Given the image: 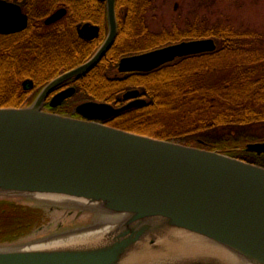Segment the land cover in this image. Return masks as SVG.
Segmentation results:
<instances>
[{
	"label": "water",
	"instance_id": "obj_1",
	"mask_svg": "<svg viewBox=\"0 0 264 264\" xmlns=\"http://www.w3.org/2000/svg\"><path fill=\"white\" fill-rule=\"evenodd\" d=\"M107 11L108 34L91 58L49 81L30 105L0 106V199L33 201L57 216L1 242L0 264H264V166L106 123L147 103L139 89L126 91L120 106L81 102L80 118L44 109L55 87L90 71L112 47L116 0H107ZM65 13L60 8L45 22ZM27 23L19 4L0 0L1 32ZM99 32L97 25L79 28L88 37ZM216 48L212 37L182 40L124 56L118 69L151 71ZM75 91L58 92L51 105ZM247 150L262 154L264 140Z\"/></svg>",
	"mask_w": 264,
	"mask_h": 264
},
{
	"label": "trees",
	"instance_id": "obj_2",
	"mask_svg": "<svg viewBox=\"0 0 264 264\" xmlns=\"http://www.w3.org/2000/svg\"><path fill=\"white\" fill-rule=\"evenodd\" d=\"M27 1L31 23L24 31V61L22 65L19 63L15 49V60L7 62L8 67L2 74L5 86L0 88L1 106L31 104L47 82L80 63L72 56L67 57L71 58L69 63H62L58 51L64 45L75 46L76 23L86 18L81 15L82 1ZM62 2H67L70 7L71 20L46 25L44 18ZM152 5L153 0H117L119 29L114 44L98 65L71 79L77 80L72 81L77 92L73 99L64 102V107L57 109L70 113L76 103L86 99L119 105L124 102V92L139 88L148 99L147 104L127 109L107 123L217 150L264 166V152L258 154L247 150L249 142L264 140V48L261 35L222 23L207 26L204 30H199L195 24L190 25L181 35L155 32L147 22ZM99 22L105 35L108 29L106 12ZM207 36L217 40L216 50L179 57L151 71H118V62L124 55L185 37ZM98 45L90 42L89 55ZM25 78H32L36 89L26 91L24 99L18 102V96L12 94L17 92L20 81ZM3 95L10 98L6 100ZM49 210L29 200L0 199V243L23 238L42 226L48 227L57 218ZM70 220L64 223H74Z\"/></svg>",
	"mask_w": 264,
	"mask_h": 264
},
{
	"label": "rangeland",
	"instance_id": "obj_3",
	"mask_svg": "<svg viewBox=\"0 0 264 264\" xmlns=\"http://www.w3.org/2000/svg\"><path fill=\"white\" fill-rule=\"evenodd\" d=\"M147 22L155 32L179 34L194 24L199 30L221 23L232 25L236 30L260 34L264 48V0H153ZM193 38L185 37L171 43ZM4 69L7 68L0 70V88L5 86Z\"/></svg>",
	"mask_w": 264,
	"mask_h": 264
},
{
	"label": "flooded vegetation",
	"instance_id": "obj_4",
	"mask_svg": "<svg viewBox=\"0 0 264 264\" xmlns=\"http://www.w3.org/2000/svg\"><path fill=\"white\" fill-rule=\"evenodd\" d=\"M7 1L17 3V4H19L21 6L22 11L25 14H27V16H28V23H27V26L24 29L18 30V31H15V32L3 33V32L0 31V70H3L4 67H6V68L8 67L7 62H10V59L15 60V49L17 50V52L19 54V57H18L19 63L22 65V63L24 61V57H23V53H22L23 50H24V41H25L24 31L29 27V25L31 23L30 15H29V13L27 11V9H28V5H27L28 1L27 0H7ZM81 1H82V3H81L82 4L81 5L82 6L81 15L83 17L85 16L86 18H84L81 21L76 23V26H75V38H74V41H73L75 46H73V45H64L61 48V50L58 51L59 57L62 56L61 59H59L62 63H69L70 62L69 59H71V58H67V57H70V56L77 57L76 61L80 62V63H76L77 65L83 63L84 61L88 60L89 58H91L94 55V53L98 49L99 45L102 44V42L104 41V39L106 37V34L104 35L102 33L103 32V30H102L103 28H102V26H101L99 21L102 18H104V16H105V12L107 10V0H81ZM60 8H65L66 9V13L64 14V16H62L60 19L56 20L53 23L47 24L45 22L46 18L48 16H50L51 14H53L56 10H58ZM70 14H71L70 13V7L68 6L67 2H62L61 5L56 7L49 15H47L44 18V23L46 25L50 26V25H55L56 23H60L62 21H67L68 22L69 20H71V18H70L71 15ZM77 14L80 15V12L77 11ZM116 14H117L118 23H119V15H118V11H117V0H116ZM92 16L97 18V19L90 18ZM84 24L99 26L100 27L99 35H97L95 37H88L86 35H81L79 33V28H80V26H83ZM90 42H96L97 44H99L98 47L96 48V50L91 55H89V48H88ZM65 51H67V52H65ZM77 77H79V76H77ZM73 78H75V77H73ZM71 79L72 78H70V79L66 80L65 82L61 83L60 85L55 87L50 92V95L48 96V98L46 99V101L44 103V109L46 111H53V112L62 113L57 108L64 107L65 106L64 102L67 99H73L74 95L77 92V86L72 81H77V80H71ZM47 83H49V82H47ZM45 85L41 88V90L45 87ZM71 86H74L76 88V91L74 92V94L72 96L66 98L60 105L52 106L50 102H51V99L53 98V96L56 95L58 92H60V91H62L64 89H67V88H69ZM35 89H36V85H35L34 80L32 78H25V79H22L20 81L19 86L17 87V92H15L12 95L13 96H18V102H20V101H22L24 99V95H25L26 91H30V90L34 91ZM40 91H39V93H40ZM141 96L145 97L142 94V91H141ZM3 98H6V100H8L10 98V96L3 95ZM87 100H97V99H86V100H82V101L76 103L73 106L71 112L67 113V115H71V116L80 118L81 115L75 111V107H76L77 104H79V103H81L83 101H87ZM97 101H100V100H97ZM66 107L68 108V106H66ZM63 114H65V113H63Z\"/></svg>",
	"mask_w": 264,
	"mask_h": 264
},
{
	"label": "bare ground",
	"instance_id": "obj_5",
	"mask_svg": "<svg viewBox=\"0 0 264 264\" xmlns=\"http://www.w3.org/2000/svg\"><path fill=\"white\" fill-rule=\"evenodd\" d=\"M44 199H50V200H52V201H55V202H57V201H62L64 198H60V197H51V196H42ZM208 249H210V250H215V251H220V249H218L217 248V246H215V245H213V244H211L209 247H208ZM222 251V250H221ZM227 253V252H226ZM226 255V254H225ZM224 255V256H225ZM229 255V254H228Z\"/></svg>",
	"mask_w": 264,
	"mask_h": 264
}]
</instances>
